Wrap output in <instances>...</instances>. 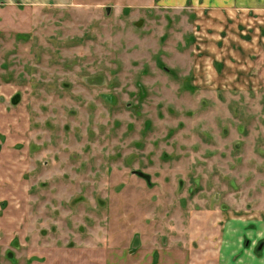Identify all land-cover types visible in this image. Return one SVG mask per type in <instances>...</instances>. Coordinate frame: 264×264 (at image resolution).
Wrapping results in <instances>:
<instances>
[{
	"label": "rangeland",
	"instance_id": "obj_1",
	"mask_svg": "<svg viewBox=\"0 0 264 264\" xmlns=\"http://www.w3.org/2000/svg\"><path fill=\"white\" fill-rule=\"evenodd\" d=\"M264 264V0L0 4V264Z\"/></svg>",
	"mask_w": 264,
	"mask_h": 264
},
{
	"label": "crops",
	"instance_id": "obj_2",
	"mask_svg": "<svg viewBox=\"0 0 264 264\" xmlns=\"http://www.w3.org/2000/svg\"><path fill=\"white\" fill-rule=\"evenodd\" d=\"M37 1L38 0H0V4L3 3L4 5H11L12 7H15L16 2L27 5V4H34ZM215 263L217 264L218 262L215 261Z\"/></svg>",
	"mask_w": 264,
	"mask_h": 264
}]
</instances>
